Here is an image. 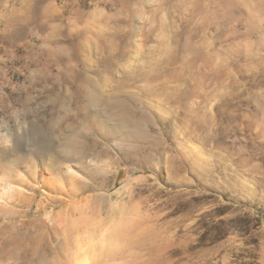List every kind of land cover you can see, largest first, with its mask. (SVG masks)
<instances>
[{
  "label": "rangeland",
  "instance_id": "rangeland-1",
  "mask_svg": "<svg viewBox=\"0 0 264 264\" xmlns=\"http://www.w3.org/2000/svg\"><path fill=\"white\" fill-rule=\"evenodd\" d=\"M0 264H264V0H0Z\"/></svg>",
  "mask_w": 264,
  "mask_h": 264
},
{
  "label": "bare ground",
  "instance_id": "bare-ground-1",
  "mask_svg": "<svg viewBox=\"0 0 264 264\" xmlns=\"http://www.w3.org/2000/svg\"><path fill=\"white\" fill-rule=\"evenodd\" d=\"M85 93V92H84ZM86 95V94H85ZM149 110V109H148ZM147 111V109H146ZM138 118V117H137ZM90 120V119H89ZM91 126V125H90ZM116 129V128H115ZM141 124L137 120L130 119V117H122V120L119 121V125L117 127V133L121 139L122 142H125L126 140H130L132 138L136 137V133L141 131ZM141 134V133H140ZM142 136V135H141ZM75 144V143H74ZM83 145V144H82ZM71 147V145H70ZM73 147V146H72ZM78 147V146H77ZM65 149L68 152L69 145H65ZM54 150V149H53ZM74 151V149H72ZM102 150V149H101ZM103 152V151H102ZM70 154V151L68 152ZM75 154V153H74ZM74 154H70L73 156ZM76 155V154H75ZM62 156H59L58 158H61ZM67 157V156H66ZM76 157V156H74ZM72 157V158H74ZM65 232V231H64ZM65 234V233H64Z\"/></svg>",
  "mask_w": 264,
  "mask_h": 264
}]
</instances>
